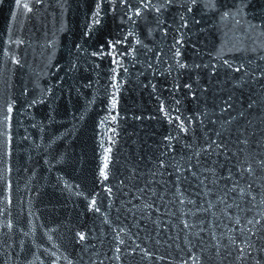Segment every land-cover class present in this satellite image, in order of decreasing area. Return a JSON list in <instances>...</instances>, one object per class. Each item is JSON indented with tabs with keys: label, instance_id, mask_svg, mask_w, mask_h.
Wrapping results in <instances>:
<instances>
[{
	"label": "water",
	"instance_id": "obj_1",
	"mask_svg": "<svg viewBox=\"0 0 264 264\" xmlns=\"http://www.w3.org/2000/svg\"><path fill=\"white\" fill-rule=\"evenodd\" d=\"M0 264H264V0H0Z\"/></svg>",
	"mask_w": 264,
	"mask_h": 264
}]
</instances>
